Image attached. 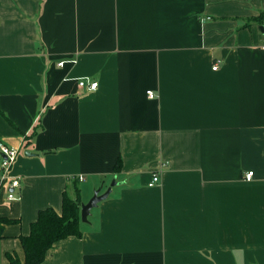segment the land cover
<instances>
[{"label": "crops", "instance_id": "crops-1", "mask_svg": "<svg viewBox=\"0 0 264 264\" xmlns=\"http://www.w3.org/2000/svg\"><path fill=\"white\" fill-rule=\"evenodd\" d=\"M263 11L0 0V142L21 181L16 201L0 187L5 264L65 191L87 204L114 181L42 264H264V22L249 23Z\"/></svg>", "mask_w": 264, "mask_h": 264}, {"label": "trees", "instance_id": "trees-1", "mask_svg": "<svg viewBox=\"0 0 264 264\" xmlns=\"http://www.w3.org/2000/svg\"><path fill=\"white\" fill-rule=\"evenodd\" d=\"M260 24L264 22V11L259 17L249 23ZM120 170V163L116 172ZM76 197L73 199L65 191L62 200V211L58 213L53 208H46L39 212L38 218L32 223L28 236H21L25 257L22 260L16 254H7V264H42L56 244L71 237H81V193L78 186L75 189ZM10 221L0 220V242L3 240L5 223Z\"/></svg>", "mask_w": 264, "mask_h": 264}, {"label": "built area", "instance_id": "built-area-1", "mask_svg": "<svg viewBox=\"0 0 264 264\" xmlns=\"http://www.w3.org/2000/svg\"><path fill=\"white\" fill-rule=\"evenodd\" d=\"M66 62H60L59 66L63 67ZM213 70L217 71V67L213 68ZM88 86L90 91L97 90L98 83L90 82L86 83L84 81L79 83L80 88H84ZM147 96L149 99L153 100L156 98V95L153 91H148ZM20 150L18 148H9L3 142H0V165H1V172H0V187L3 184L8 183V200L9 201H16L18 195L15 194L16 190L20 188L21 181L20 179H15L11 176V171L14 166L16 159L18 158ZM254 177V172L251 171L246 175L247 180H251ZM79 180H84V177H80ZM160 175L154 174L152 181L149 183L150 187H154L160 183Z\"/></svg>", "mask_w": 264, "mask_h": 264}, {"label": "water", "instance_id": "water-1", "mask_svg": "<svg viewBox=\"0 0 264 264\" xmlns=\"http://www.w3.org/2000/svg\"><path fill=\"white\" fill-rule=\"evenodd\" d=\"M116 185V181L112 183L110 188L107 189L105 194H101V191H96L94 196L90 199V201L87 204H82V210H81V221L84 223H88V218L91 216V211L97 207V205L104 201L110 194H111V188Z\"/></svg>", "mask_w": 264, "mask_h": 264}, {"label": "rangeland", "instance_id": "rangeland-1", "mask_svg": "<svg viewBox=\"0 0 264 264\" xmlns=\"http://www.w3.org/2000/svg\"><path fill=\"white\" fill-rule=\"evenodd\" d=\"M0 264H5V259L2 256V253L0 252Z\"/></svg>", "mask_w": 264, "mask_h": 264}]
</instances>
